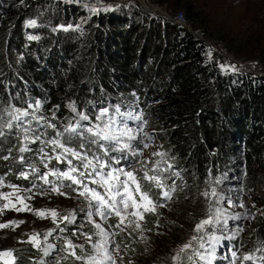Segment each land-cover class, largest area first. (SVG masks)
I'll return each mask as SVG.
<instances>
[{
    "label": "trees",
    "instance_id": "16d2710c",
    "mask_svg": "<svg viewBox=\"0 0 264 264\" xmlns=\"http://www.w3.org/2000/svg\"><path fill=\"white\" fill-rule=\"evenodd\" d=\"M47 2L55 3V8ZM175 4L174 13L181 11L189 27L199 31L203 26L200 32L204 36L217 37L205 25L201 9L181 0ZM32 8L47 16L30 31L26 23ZM77 9L52 0H0V117L11 108H26L42 116L37 120L30 115L28 125L24 124L27 131L21 132L15 130L12 120L8 134L0 136V180L29 188L37 173L60 170L63 164L55 157L63 149L49 143L53 139L82 156L113 166L117 158L109 157L107 143L87 129L97 125L99 109L114 112L115 107L122 111L133 107L142 120L150 119L158 127L157 136L173 162L156 175L163 188L137 173L136 179L142 188L150 189L153 200L162 199L163 191H169L171 199L175 195L182 198L183 225L205 213L209 204L205 193L215 180L231 176L234 169L239 178L241 173L238 185L242 190L254 185L264 193V76L223 71L219 67L222 58L213 52L207 59L206 43L187 27L159 17L146 26L135 19L140 15L148 19L144 11L121 8L122 15L115 16L87 7ZM77 16H88L86 33L59 27L67 26L63 22L68 20L78 23ZM214 39L234 53L224 35ZM74 108L90 121L77 122ZM69 125L80 126L79 134L65 132ZM25 132L34 141L21 152ZM58 132L63 135L58 137ZM21 156L24 162L18 161ZM71 160L77 163L75 167L83 164L82 159ZM259 200L264 211V198ZM144 220L150 231L158 223L150 213H144ZM122 229L114 227L120 246L116 264H158L163 257L169 262L176 253L164 242L151 252L128 228ZM251 231L257 250L264 253V217ZM183 232L187 235V230ZM0 247H4L2 243ZM239 248L234 242L232 249L237 252ZM36 252L31 242H25L16 251L15 262L0 264H59L56 259L40 261ZM70 263L85 264L74 258ZM190 263L186 258L178 262Z\"/></svg>",
    "mask_w": 264,
    "mask_h": 264
},
{
    "label": "rangeland",
    "instance_id": "374dc122",
    "mask_svg": "<svg viewBox=\"0 0 264 264\" xmlns=\"http://www.w3.org/2000/svg\"><path fill=\"white\" fill-rule=\"evenodd\" d=\"M60 2V5H69L78 7L80 10L82 7L91 8L92 11L109 12L113 15H122L121 8L125 10H139L148 13V19H144L141 15L135 16L137 21L148 25L155 18L163 21H168L187 27L197 39H201L206 43V58L211 59L212 53L219 55L222 58L221 65L225 63L229 65H235L237 70H230L234 72H247L256 76H264V0H181V2L191 3L197 9H201L202 18L209 31L215 32L217 37L224 35L226 42L230 43L231 48L234 49V53L227 50L225 45L220 43L210 35L204 36L200 31L193 30L189 27L185 19L180 16L177 17V13L174 14V10L177 7L175 0L160 1L159 0H52ZM48 6L51 4L55 8L56 4L47 2ZM52 8V10L54 9ZM119 8V9H118ZM58 12V10H56ZM47 16L45 14L37 13L35 8H32L30 14H28V21L34 20L36 24L44 23L42 17ZM129 18H132V13L128 14ZM62 19V18H60ZM78 23L73 25L71 20L64 21L67 26H59L60 28H74L79 30L80 33H86V25L89 22L88 16H77ZM27 24V23H26ZM28 25V24H27ZM35 26H30L29 30L32 31ZM29 31V32H30ZM219 31L218 34L217 32ZM219 39V38H218ZM211 51V56L209 52ZM238 63H241L239 65ZM243 63L248 64L244 67ZM223 71L229 69H222ZM107 109H102V112ZM44 111V110H41ZM22 112H27L26 116H22L19 120L13 119L14 116L20 115ZM101 109L98 110L97 125L94 130L103 129L107 126L109 135L116 137L115 140L105 141L107 146L111 149L108 152L110 158H117L116 162L110 163L109 166L100 169L99 162L92 160L93 164L97 165L96 171L106 174L109 171L124 169V171H131L134 175L137 173L144 177L145 172L149 176L157 175L159 169L162 167L173 164L172 158L166 154L163 149V145L159 140L157 133L158 127L147 119L142 120V115L136 112L133 107L126 111L120 110L118 107L114 108V112H109L101 116ZM72 113L76 115L77 122H84L81 116L86 115L79 113L74 108ZM32 115L37 120L41 119V115H36L29 109H8L7 113L0 117V131L4 134H8L9 122L14 121L15 130L27 131L25 125H28V117ZM88 116V115H86ZM139 117V118H137ZM80 126H77L79 128ZM22 139V146L27 150L28 144L34 141L32 137L25 132ZM130 133L132 137L129 138ZM27 137V138H26ZM124 145H129L125 148ZM147 145V147H145ZM25 152V151H24ZM156 153H163V155H156ZM61 155V161L57 163L63 164L59 171H67V165L75 167L77 163H73L71 156ZM25 157L21 156L18 161L24 162ZM71 161V164L68 163ZM83 164L87 163V160L82 161ZM82 164V165H83ZM82 165L76 166L77 173L73 175L78 176L79 172L87 170ZM44 167H40L43 170ZM92 170V168H88ZM52 171L47 169V173ZM41 174L43 172H40ZM37 173L34 178L35 184L29 188L16 187L15 194L10 197V200L16 207H23V204H27L31 210L15 211L9 207V209L3 210L0 214V224L7 223L9 221H24L22 224L12 225L8 228H0V243L4 247H0V251H11L12 256H3L1 261L3 263H13L16 260L15 253L18 249L25 246V242H29L30 237L36 234L39 247H34L38 254V259L42 262H58L59 264H71L72 259H76L75 256L70 255L71 252H75L76 256L82 257V261L88 264L87 257L95 255L97 257L98 264H111V261L103 260L102 255L97 253L94 245L100 243L103 239L98 234V229L95 224H100L101 228L107 233V240L109 243L107 247L110 251L117 244L114 238V227L119 224V218L114 214H109L107 208H101L99 203L93 201L92 198L85 194L79 195V192L83 190V186L72 185V187H62L60 190L66 195H58L51 191L52 184H45L40 179L41 175ZM86 173V172H85ZM91 173V172H90ZM44 175V174H42ZM53 180L49 179L52 183L60 185L61 182L64 185L71 184V181L63 179ZM99 179L98 176L93 177L85 176L81 178L89 188L95 189L105 196L107 199L106 188L101 187L98 184L91 183V179ZM241 178V173H240ZM240 178L235 169L231 176H222L219 180L210 186L209 190V204L205 209V213L196 219L194 218L190 224L183 225L180 223V215L183 213L185 203L182 198H178L175 195L171 200L157 199L154 202L163 203L164 207H158L155 213H150L156 220L157 224H154L152 231L147 230L146 221L139 220L137 217L131 216L132 211H141L140 209L129 208V215L126 216L125 223L120 224L117 228L126 227L135 235L139 240H143L148 248L152 252V248L159 247L164 243H169V249L174 253L180 246L189 241L193 236L199 235L202 239L194 241L193 247L190 252H198L205 258L201 260L199 256L193 255V261L190 264H260L264 263V253L261 250H257L255 238L252 234V227L264 217V211L259 198H264V193L257 189L254 185L242 190V187L238 185ZM245 180L247 176H244ZM123 175L120 176V180H126ZM145 180V179H144ZM119 185V181L116 182ZM35 185V187H34ZM130 189H134L133 185L129 181ZM76 188V191H73ZM31 191H28V190ZM123 191L122 186L119 188ZM213 191L215 195H213ZM0 193H13V188L10 185H6L0 180ZM115 189L113 190V194ZM23 197V203L17 201L16 197ZM161 196V195H160ZM31 197V199H28ZM117 201L120 199L116 198ZM138 199V197H137ZM9 201L0 198V207ZM243 203L244 207H240ZM123 209L122 205H118ZM37 210H46V215L41 218L35 213ZM54 210L57 215L51 216V211ZM102 211L106 215V219L97 214V211ZM219 211V217L216 216ZM91 214V215H90ZM123 214V213H122ZM209 215H212L216 220L213 225L207 226L202 233L197 234L194 231L195 225L202 219H207ZM67 218V219H65ZM132 222L131 224L129 222ZM140 223L141 229H136L135 224ZM179 227V228H177ZM183 230H187V235H184ZM190 230V233H189ZM88 237H91L89 240ZM218 238V239H214ZM71 242L74 248H68L67 242ZM237 242L240 245L239 250L232 249L233 243ZM203 243L204 247L199 245ZM82 246V247H80ZM169 249L167 251H169ZM166 251V252H167ZM232 251L236 252V257L232 256ZM20 253V252H17ZM250 255L252 260H244L243 257ZM113 256L116 260L120 256L113 252ZM172 257V254L170 255ZM158 264H171L172 258L166 260H157Z\"/></svg>",
    "mask_w": 264,
    "mask_h": 264
},
{
    "label": "snow or ice",
    "instance_id": "6c2138e0",
    "mask_svg": "<svg viewBox=\"0 0 264 264\" xmlns=\"http://www.w3.org/2000/svg\"><path fill=\"white\" fill-rule=\"evenodd\" d=\"M35 23L36 22L34 20H30L27 22L28 26H35ZM29 39H35V37H29ZM209 56H211V51L209 52ZM221 67L222 69L237 70L235 65H229L227 63H225L224 65H221ZM37 107H39V105H37ZM106 113H107V109H105L101 113V116L105 115ZM27 114H28L27 112H22L20 113V115L14 116L13 119L19 120L22 116H26ZM81 119L88 120L89 118L86 115H82ZM6 126L8 128H11L12 127L11 122H9ZM48 126L51 128L56 127L54 124H49ZM87 131L91 133L93 136L98 137L101 140L108 141V140L117 139L116 137L108 134L107 126H105V128L103 129H98V130H94L93 128H88ZM65 132L77 133V126L69 125L67 128H65ZM127 134L129 135V138H134L131 136L130 133H127ZM2 135H4V133L0 131V136ZM62 135L63 133H59V132L57 133L58 137ZM37 139H39V137H37ZM92 142L96 143L97 141L93 140ZM49 143L54 145L56 148L63 149L64 156L70 155L74 159L87 160V163H84L82 167L85 169H88V168L93 169V172L87 173V174L81 171L79 172L78 176L73 175V173H77L78 171L76 167H70L67 171H63V172L59 170H52L49 173L42 175L40 179L43 180L45 184H49V183L52 184L51 191L53 193H56L58 195H66V193L60 190L62 187H72V185H76L79 187L82 185L83 190L79 192V195L84 196L85 194H88L92 198L93 201H96L99 203L101 208H107L109 210V214H114L116 217H118L119 224H117L116 227H119L120 224L125 223L126 216L129 215L128 209L130 207L133 209L142 208L143 212L132 211L130 215L137 217L139 220H143L144 213H155L158 207L165 206L163 203L154 202V200L149 195L150 189L142 188L141 184L137 181L136 176L134 175L133 172L124 171V169L109 171L106 174L97 172L96 171L97 165L93 164L92 160H89L86 155L82 156L80 152L74 150L73 148L67 147L66 144L62 143L60 139H53L49 141ZM80 147L83 148L84 146L81 144ZM103 147L104 146L101 145V148ZM123 147L127 148L129 147V145H124ZM145 147H147V145H145ZM20 151L24 152L26 151V149L24 147H21ZM105 155H107V150H105ZM156 155H163V153H156ZM7 158L8 157H4V159H7ZM55 159L58 162H60L61 155H57ZM68 163L71 164V161H68ZM98 166L100 169L107 167V165L104 163H99ZM45 167H47V165H45ZM50 175L55 176L57 177V179H60V180H63V179L69 180L71 181V184L64 185L61 182L60 185H57L55 183H52L48 179ZM86 175L88 177H93V175L99 177V179L92 178L90 182L93 184H98L101 187H105L106 193H107V199L100 192L96 191L95 189L89 188L88 185L83 182L81 178L85 177ZM121 175H123L127 179L121 181L120 180ZM21 176L27 179L26 174L21 173ZM143 179L153 182L157 188H163L162 181L156 175L149 176L148 173L145 172ZM117 181H119V185L116 183ZM129 181L133 185H135L134 189H130ZM120 186H122L123 191L119 190ZM10 187L13 188V193H0V198L9 201L8 203H5L2 207H0V214L3 213V210L9 209L10 206L12 209H14L17 212L31 210L27 204H23V207H16V205L11 202L10 197L15 194L16 186L10 185ZM114 189H115V193L113 194ZM76 190H77L76 188H73V191H76ZM172 190L174 191L175 189L173 188ZM28 191H31V190L29 189ZM212 194L215 195V192L213 191ZM162 195L165 200L171 199L169 191H163ZM205 195H208V193H205ZM117 197L120 198L118 201L116 199ZM16 199L17 201L23 203V200H24L23 197L17 196ZM28 199H31V197H28ZM118 205H122L123 209H121V207H119ZM240 207H244L243 203L240 204ZM35 214L43 218L46 215V210H37ZM50 214L52 217H55L57 215V213L54 210H52ZM97 214L100 215L102 218L106 219V215L104 212L98 210ZM216 216L219 217V211H217ZM22 223H24V221H9L7 223L0 224V228H8L12 225H18ZM129 223L131 224L132 222L130 221ZM215 223H216V220L213 218L212 215H209L207 219H202L198 224L195 225L194 231L197 234L202 233L207 226L213 225ZM95 227L98 229V234L101 235L103 239L100 243L94 245V248L96 249L97 253L102 255L103 260L111 261V264H116V260L113 256V252H115L117 255L119 254V248H120L119 244H116L115 247L112 249V251H110L109 248L107 247V244L109 243V241L107 240V233L104 231L103 228H101L100 224H95ZM135 228L141 229V224L136 223ZM123 230L124 229L121 228V231ZM88 239L90 240L91 237H88ZM200 239H202V237L199 235L193 236L189 241H187L182 246H180L178 250L176 251L175 255L172 256V261L174 262V264H178V262H180L182 258H186L188 261H193V255L199 256V258L203 260L205 257L200 255L198 252H193V254L191 255L187 254L189 250L192 249L193 242L200 240ZM214 239H218V238H214ZM29 242H31L34 247H39V241H38L36 234H33L30 237ZM199 246L203 248L204 244L201 243ZM67 247L71 249V248H74L75 246H73L71 242L69 241L67 242ZM70 255L75 256L77 260L82 259V257L76 256L74 251L71 252ZM0 256H12V252L11 251L2 252L0 253ZM232 256L234 258L236 257L235 251H232ZM243 259L252 260L253 257L250 255H246L243 257ZM87 260H88V264H98L97 257L95 255L87 257ZM233 264H235L234 261H233Z\"/></svg>",
    "mask_w": 264,
    "mask_h": 264
},
{
    "label": "built area",
    "instance_id": "2783aa9c",
    "mask_svg": "<svg viewBox=\"0 0 264 264\" xmlns=\"http://www.w3.org/2000/svg\"><path fill=\"white\" fill-rule=\"evenodd\" d=\"M177 13V17L180 16L182 19H184V16L183 14L181 13V11H176L174 14ZM239 65H241V63H238ZM244 67L248 66V64L246 63H243Z\"/></svg>",
    "mask_w": 264,
    "mask_h": 264
},
{
    "label": "water",
    "instance_id": "95a60500",
    "mask_svg": "<svg viewBox=\"0 0 264 264\" xmlns=\"http://www.w3.org/2000/svg\"><path fill=\"white\" fill-rule=\"evenodd\" d=\"M3 251H0V253H2ZM3 258V256H0V261H1V259Z\"/></svg>",
    "mask_w": 264,
    "mask_h": 264
}]
</instances>
